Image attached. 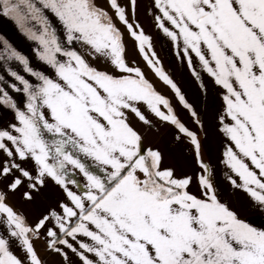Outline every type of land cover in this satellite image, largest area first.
Here are the masks:
<instances>
[{
    "label": "snow or ice",
    "instance_id": "6c2138e0",
    "mask_svg": "<svg viewBox=\"0 0 264 264\" xmlns=\"http://www.w3.org/2000/svg\"><path fill=\"white\" fill-rule=\"evenodd\" d=\"M137 7L138 0H0V16L37 43V59L52 73L0 40L6 59L35 78L11 71L18 84L0 86V108L13 115L0 125V264H45L41 236L61 264H264V228L223 198L217 166L204 159L201 114L163 68ZM149 15L202 93V72L219 89L224 181L264 216V0H152ZM125 33L194 127L128 61ZM7 88L23 94L22 107ZM151 117L188 148L194 175L177 174L159 147L145 146L132 118L150 131ZM76 170L82 189L71 178ZM49 180L63 199L29 223L9 194L23 189L32 201Z\"/></svg>",
    "mask_w": 264,
    "mask_h": 264
},
{
    "label": "crops",
    "instance_id": "0c3cea01",
    "mask_svg": "<svg viewBox=\"0 0 264 264\" xmlns=\"http://www.w3.org/2000/svg\"><path fill=\"white\" fill-rule=\"evenodd\" d=\"M103 3V0H98ZM152 0H138V7L136 10V18L143 26L144 30L150 34L153 38V46L157 56L162 62L163 68L166 72L175 80L178 86L186 94L189 101H191L201 114L204 123V129L200 133L201 141L203 144L204 159L210 161L216 165L218 186L223 192V198L229 202V204L237 209L242 219H245L249 223L256 227L264 228V216L252 212L249 210L248 198L241 192L233 195L229 190L228 185L223 178V168L218 164L220 154L222 151V137L217 131L216 114L220 109V100L218 97L219 89L216 88L211 79L206 73L202 74V79L207 85V94L204 95L199 87L198 82L193 78L186 63L176 55V49L173 44L164 37L158 29L153 25L152 16L149 15L151 9ZM55 23V21H54ZM58 32H62L59 24H56ZM63 39V38H62ZM0 40H5L16 51L28 58L30 65L33 69L38 71H44L49 75H52L51 71L41 61L37 59L36 48L37 43L28 38V36L9 18L0 16ZM125 47L126 57L133 66L140 67L145 73L147 79H149L155 88L168 98L173 107L178 113H180L183 121L190 127H194L191 118L186 112H183L176 100L174 94L168 86H166L150 69L143 59V56L137 51L133 45V41L125 33ZM7 53L0 49V78L2 83L0 86H7L11 83H17L10 75L11 71H15L20 75L25 76L30 82L35 83V78L31 77L24 72L23 66L16 60L6 59ZM99 67H106L100 61H94ZM199 70V68H198ZM12 97L22 107L24 96L22 93L12 91L11 88H7ZM154 122V127L149 131L139 123L135 118H132L133 126L144 134V144L146 147H159L164 153V166H172L177 170V174L187 173L194 175L197 171V166L189 152L188 148L174 140L173 129L159 121L158 118L151 117ZM13 119L11 111L0 108V125H4ZM87 163L91 166L93 162L88 160ZM30 167V165H29ZM93 171L98 169L93 166ZM73 179H76L81 189L85 183L84 177L78 170L72 175ZM2 187V185H0ZM73 191H80L74 185H69ZM191 191L199 195V189L194 183L191 186ZM23 189L12 194H9L8 203L11 204L18 212H21L29 223H34L43 213L49 208H54L57 202L63 199V193L51 180L47 182V186L41 189L40 194L34 195L32 201H26L22 198ZM36 249L40 257L45 261V264H61V258L54 253L47 250L45 244V237L41 236L36 241ZM75 259V258H74Z\"/></svg>",
    "mask_w": 264,
    "mask_h": 264
}]
</instances>
